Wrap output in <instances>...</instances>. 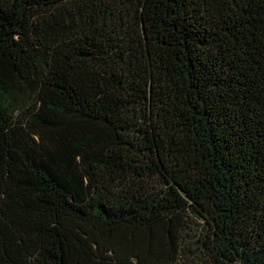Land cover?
<instances>
[{
  "label": "trees",
  "instance_id": "1",
  "mask_svg": "<svg viewBox=\"0 0 264 264\" xmlns=\"http://www.w3.org/2000/svg\"><path fill=\"white\" fill-rule=\"evenodd\" d=\"M0 264H264V0H0Z\"/></svg>",
  "mask_w": 264,
  "mask_h": 264
}]
</instances>
